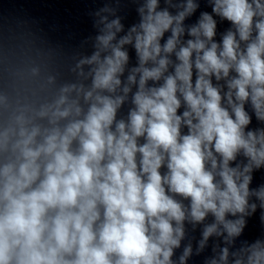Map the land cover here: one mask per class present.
Here are the masks:
<instances>
[{"label":"clouds","instance_id":"obj_1","mask_svg":"<svg viewBox=\"0 0 264 264\" xmlns=\"http://www.w3.org/2000/svg\"><path fill=\"white\" fill-rule=\"evenodd\" d=\"M206 3L106 0L70 79L10 72L36 87H0V264H264V0Z\"/></svg>","mask_w":264,"mask_h":264}]
</instances>
